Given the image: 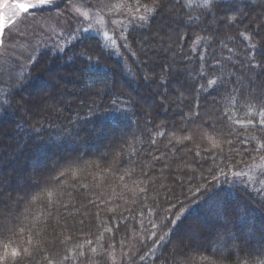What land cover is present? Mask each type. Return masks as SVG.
<instances>
[{
    "label": "trees",
    "instance_id": "1",
    "mask_svg": "<svg viewBox=\"0 0 264 264\" xmlns=\"http://www.w3.org/2000/svg\"><path fill=\"white\" fill-rule=\"evenodd\" d=\"M98 1L90 0L101 10L123 4L135 21L109 41L82 31L70 12L89 0H56L59 7L38 13H63L67 42L31 49L0 84L12 102L0 105V222L8 225L0 256L18 264L10 256L18 249L23 264H183L166 218L188 213L177 233L200 226L196 264H264V149L252 151L264 143V71L249 63L259 57L244 32L264 19V0H250L248 19L231 28L205 18V0H171L178 20L137 11V0ZM84 56L99 64L81 81ZM21 97L33 102L29 110L15 107ZM114 100L131 105L129 119L109 118ZM221 171L227 177L214 182ZM197 187L228 206L224 219L207 205L189 212Z\"/></svg>",
    "mask_w": 264,
    "mask_h": 264
},
{
    "label": "snow or ice",
    "instance_id": "2",
    "mask_svg": "<svg viewBox=\"0 0 264 264\" xmlns=\"http://www.w3.org/2000/svg\"><path fill=\"white\" fill-rule=\"evenodd\" d=\"M60 2H63V0H60ZM152 8L148 9L145 5L141 4L139 0H137L136 10L139 11L142 7L145 9L146 13H151L152 16H155L157 13H168L170 19L172 20H178L179 17L175 15L171 8H169V4L171 3V0H151ZM87 6L89 8L93 7V4L90 2L87 3ZM250 6V0H205L204 3V9H205V18H208L211 16V19L216 22L217 26L224 25L226 27H234L238 24H243L244 20L248 19V13L246 9ZM4 7H11L15 9L14 15L17 17V20H13L11 17H6L2 14V9ZM52 7H59V4L55 2V0H0V32H3L6 28L8 31L11 30V26L16 25L18 22H23V18L26 16H29L30 14L34 12H43V11H50ZM67 7V6H66ZM98 7V5H97ZM135 17H132L131 20L134 22ZM142 22L149 23L150 24V18L149 20H146L144 16H141L139 18ZM7 20L8 25L5 26L2 21ZM252 24H255L256 27H251ZM90 29H83L84 32L89 31ZM244 32L249 33L248 36L245 37V39H256V43L250 45V47L255 52L256 56L259 57L258 60H256L254 63L252 61H249V63L252 65L253 69H260L261 71H264V19H255L249 21L248 25H245ZM244 32H241V35H244ZM74 39H79L78 37ZM123 39H127V37H123ZM3 41L0 40V44H2ZM97 44H99V41H97ZM125 47L127 45L125 44ZM101 50L102 46H101ZM79 55L83 56V53H80ZM255 59V57H254ZM84 60L86 63L82 66L79 72V78L81 81L84 78H88V74L92 72V70L99 64V58L93 60L91 56H84ZM17 63H19L17 61ZM30 63H35V58L30 60ZM3 68H0V75H3ZM204 73H201V77H203ZM30 78V74H29ZM145 79H149V77H145ZM97 82H102L99 78H97ZM210 84H215V81H210ZM27 84L24 83L21 85V87H26ZM224 86V85H221ZM178 92H180L181 89H184L185 84L180 82L177 85H175ZM182 94V93H181ZM14 95V93H13ZM162 96H167V89L161 93ZM179 98V97H178ZM30 103H33L26 99L25 97H21L19 101H17L15 107L18 109H23L25 111L29 110L28 105ZM260 105V112L261 115L264 116V100L258 101ZM0 105H7L9 107L12 106L11 100H9L7 97H0ZM33 106L38 107V105L33 104ZM131 105L129 104L127 107H118L117 102L114 100L112 102V107L109 110V118L113 120V122L117 120H124L129 119L132 115ZM104 114H101L103 116ZM222 117L226 118V114L222 113ZM192 119H199V112H195L192 114ZM251 123V122H250ZM258 124L261 126L262 129H264V119H261L258 121ZM212 127V130L215 131V126L210 125ZM99 131V129L97 130ZM190 139V137H185V140ZM155 143V141H153ZM259 149H264V143L258 144L252 151H258ZM199 155V153H197ZM107 157L102 155L101 159H106ZM154 159L159 160V157H154ZM227 167V164L225 165ZM234 176L242 175V173H233ZM220 176L227 177V173L221 171L219 176L213 177L214 182H220ZM194 178L193 176L189 177V183L192 182ZM34 183L36 185L40 184L39 178H36L34 180ZM225 184L232 185L234 184V181H227L225 180ZM189 193L192 196V199L195 201V203L190 206L189 212L191 211V207H200L202 205H207V210L210 213H213L218 219H224L226 214L228 213L229 209L226 204L223 202L217 201L215 199L216 193L211 191H205L202 193V190L200 187H197L196 192L193 194L191 189H189ZM4 196L3 188L0 187V197ZM200 196L201 198L199 200H196V197ZM12 197L9 195L8 199H11ZM262 208H264V200L257 202ZM188 213L181 214L178 218L172 219L171 217H167L166 220H171V227L169 232L166 234L167 242L171 243L174 241V252L177 256H181L183 258V264H196V255L195 253L198 251L196 247H194V230L197 228H200L199 225H197L195 222H193L191 228L189 231L184 233H177L178 225L182 224ZM0 227H3L5 229L8 228L7 223L0 222ZM153 227H156L153 225ZM202 230V229H201ZM153 236L156 235V233L152 234ZM161 241H165V237H161ZM8 245H4L5 252L7 253ZM26 250H18V249H12L10 256L13 260H16L18 264H23V253ZM8 256H0V264H6ZM67 259V257L65 258ZM143 259V257H141ZM178 264L180 262L178 261Z\"/></svg>",
    "mask_w": 264,
    "mask_h": 264
},
{
    "label": "rangeland",
    "instance_id": "3",
    "mask_svg": "<svg viewBox=\"0 0 264 264\" xmlns=\"http://www.w3.org/2000/svg\"><path fill=\"white\" fill-rule=\"evenodd\" d=\"M15 11L11 7H4L2 14L17 20L14 15ZM70 12L78 18L77 21L81 23L79 27L81 30L90 29L87 32L97 33L109 41L116 39L120 35L122 27L130 25L132 23L131 18L135 17V14H131V10L126 9L123 4L110 6L106 10H101L99 7L89 8L74 5ZM2 23L5 26L8 25L7 20H3ZM77 32L79 29L74 33ZM70 34L71 30L67 17L57 11L48 15L34 12L24 17L23 22L11 26L10 31L6 28L0 32V40L3 41L0 44V68L4 70L3 75H0V84L9 77L4 75L5 72H12L8 64L22 65V61L29 55L30 50L39 46L57 45V47H63ZM1 91H3L2 87H0V97Z\"/></svg>",
    "mask_w": 264,
    "mask_h": 264
}]
</instances>
